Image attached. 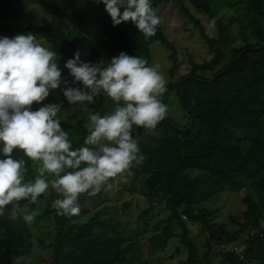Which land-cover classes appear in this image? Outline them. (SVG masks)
<instances>
[{
  "label": "trees",
  "instance_id": "16d2710c",
  "mask_svg": "<svg viewBox=\"0 0 264 264\" xmlns=\"http://www.w3.org/2000/svg\"><path fill=\"white\" fill-rule=\"evenodd\" d=\"M169 1L193 23L192 28L206 43L211 57L202 62L191 60L187 73L178 74L166 84L163 103L167 104L173 96L184 110L185 121L167 115L154 130L133 126L134 138L145 159L131 170L130 176L140 180L139 193L147 203L146 208L133 219L130 229H121V215L127 217L132 212L130 200L108 213L105 189L93 196L81 194L80 214L66 216L53 207L54 201L62 197L49 187L38 197L43 207L31 225L23 220V213L11 219L12 205L6 206L5 214L0 216V264L23 260L34 245L47 250L44 260L48 264H136L142 247L149 248L151 254L157 253L175 237L180 245L175 252L180 247L186 251L182 264H211L210 253L222 256L218 264H264V0H151V3L160 16L158 5ZM19 2L0 0L2 26L9 24L6 30L13 36L34 34L55 51L60 57L57 63L62 81H72L64 64L77 51L84 62L103 59L107 66L121 51L143 58L149 65V46L154 41L171 50L170 71L176 67L173 43L161 24L154 36L145 38L131 21L113 26L103 3L53 0L42 4L50 14L62 17L65 24L43 17L37 23L19 25L14 7ZM222 8L229 12L227 20L220 12ZM199 13L209 22L216 18V36L207 32ZM237 37L243 44L237 45ZM61 88L51 90L45 101L32 105V110L54 103V93ZM91 108V112L102 116L111 111L103 93L95 98ZM74 118L76 122L61 121L73 150L83 145L87 135L85 119L77 113ZM13 156L25 159L26 179H34L37 174L32 161L18 150L13 151ZM241 189H245L242 198L245 208L239 216H229L231 226L213 221L215 210L204 206V202L225 190ZM133 190L131 184L128 191ZM35 203L22 200L20 206L22 210L33 209ZM155 206L166 214L148 228ZM189 224L199 225L204 234L200 242L191 238ZM149 230L154 232L141 243L140 237ZM198 244L204 248L202 253ZM237 246L241 252L235 251ZM139 264L162 262L150 260Z\"/></svg>",
  "mask_w": 264,
  "mask_h": 264
},
{
  "label": "clouds",
  "instance_id": "9594fccd",
  "mask_svg": "<svg viewBox=\"0 0 264 264\" xmlns=\"http://www.w3.org/2000/svg\"><path fill=\"white\" fill-rule=\"evenodd\" d=\"M94 2L103 3L113 26L131 21L145 38L154 36L162 23L151 0ZM210 23L214 26L216 18ZM59 59L34 34L0 37V153L4 157L0 159V216L12 205L10 218L17 219L22 213L20 201L35 203L49 187L62 197L53 203L58 214L79 215L81 194L110 190L144 162L133 126L154 130L168 115L161 99L167 81L159 65L149 66L145 59L121 52L105 66L103 59L82 61L77 51L64 68L73 78L71 85H83L79 88L62 81ZM57 88L69 105L92 104L101 93L115 103L114 110L103 116L87 113V135L74 150L61 127L62 104L32 110L34 103L41 104ZM14 150L39 162L34 179H26L25 159L15 158ZM22 218L29 225L35 219L31 213Z\"/></svg>",
  "mask_w": 264,
  "mask_h": 264
},
{
  "label": "rangeland",
  "instance_id": "374dc122",
  "mask_svg": "<svg viewBox=\"0 0 264 264\" xmlns=\"http://www.w3.org/2000/svg\"><path fill=\"white\" fill-rule=\"evenodd\" d=\"M20 1L21 2L14 6L16 7V11L20 19L18 23L19 25L26 24L30 21L37 23L43 17L48 19L50 22L52 21L53 23H56V21H60L62 22V24L60 25L66 23L64 22V19H62V17L50 14L47 8H45L42 4V2L48 3L53 0ZM185 3L190 7V11L192 13H195L194 8L191 7V5L187 3V1H185ZM229 9H231V5L229 6ZM220 12L224 15V19L227 20L229 17L228 10L226 8H222ZM158 13L162 17V29L167 39L173 43L175 56L177 59L176 67L174 68L173 72L170 71V68L173 66L172 58L170 57L171 50L162 45L159 41H154L149 46V66L159 65V70L164 75L168 83L171 78L176 77L178 74L187 73L191 68V60L202 62L203 60L210 58L211 55L204 40L201 39L198 32L192 28L193 23L185 18L183 14H181L179 8L174 2L169 1L160 3L158 5ZM198 16L203 20V23L206 26L207 32L210 34V36H216L217 28L215 26H212L211 23L206 20L203 13H199ZM2 23L3 21L0 20V37H14L12 32L6 30V28L9 27V24L7 25V27H3ZM234 35H237V32H234ZM44 43L45 42L43 41V45L48 47ZM236 43L237 45H241L243 44V41L239 37H237ZM120 53L121 51L117 53V56ZM85 54L84 60L86 59ZM85 62L88 61L85 60ZM69 84L71 85V81H69ZM75 87L83 88V85L78 84ZM54 94V103L63 105L60 115L65 118L64 120L76 122L74 113H77L78 117H82L87 122V113L92 111L91 104L85 103L83 105L81 104V106L79 107H77L78 104L69 105L68 101L64 98L61 90L56 91ZM106 100L111 111H113L115 108V103L107 96ZM166 105L168 106V115H170L172 118H177L179 121L186 120L184 110L181 109V107L177 104L173 96ZM32 164L36 172V168L38 167L39 162L32 161ZM131 184H133L134 190L128 191ZM139 186L140 180H134L132 176H128L126 180H118L116 183H114L113 187L110 190H106L108 194L107 199H109V202H107L108 206H106V211L108 213H113L114 211H116L124 201L130 200L132 203L131 214L127 217L121 215V229H130L133 226V219L140 213L141 210H143L147 206V203L144 199H142L141 194L139 193ZM244 190L245 189H241L238 191L225 190L205 201L204 206L208 207L211 210H215L212 216L213 221L217 223H227L228 226H231L229 216H239V212L243 211L245 208L242 200L244 196ZM42 207V203L40 201H37L33 209L24 208V210H22V213H31L34 215V217H36L41 213L40 209ZM157 207L158 206H155L153 214H150L151 218L148 228H151L153 224L159 221L158 219L164 217L166 214L164 210H157ZM162 226L163 223L159 225V228H161ZM189 226L191 230V238H195V240H198V242H200L204 238V234L200 231L199 225L189 224ZM153 232V230H149L148 232L143 233V235L140 237L141 243H144L146 238ZM177 246H180L179 239L175 237L169 240L164 250L157 253L151 254L149 248L142 247L134 263L139 264L140 262H148L150 260H160L162 264H182L181 261L185 260L186 258V251L183 247H180L178 252H175ZM198 247L200 253H202L204 251V248L199 244ZM213 247L216 246L213 245ZM234 249L235 251L241 252L239 246L235 247ZM47 255L48 252L45 248L41 249L39 248V246L34 245L32 252L29 253L27 257L23 258V260L17 259L13 262V264H48V262L44 260V256L47 257ZM209 258L211 264H218L222 256L220 254L210 253Z\"/></svg>",
  "mask_w": 264,
  "mask_h": 264
}]
</instances>
